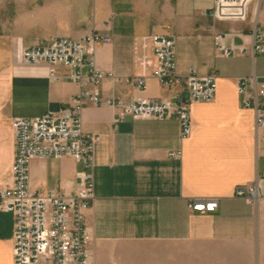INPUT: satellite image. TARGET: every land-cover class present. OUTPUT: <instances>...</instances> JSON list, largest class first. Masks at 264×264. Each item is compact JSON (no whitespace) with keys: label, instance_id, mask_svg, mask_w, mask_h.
Masks as SVG:
<instances>
[{"label":"crops","instance_id":"1","mask_svg":"<svg viewBox=\"0 0 264 264\" xmlns=\"http://www.w3.org/2000/svg\"><path fill=\"white\" fill-rule=\"evenodd\" d=\"M215 7V0H0V187L13 183V119L57 111L80 90L66 65L24 63V47L93 29L111 35L96 52L98 65L113 71L100 85L105 97L178 100L181 84L164 86L153 76L154 34L176 36L178 73L195 66L217 76L215 98L193 103L192 132L183 138L176 117L115 122L117 107L86 104L84 128L101 135L96 199L87 210L94 264H264V198L234 194L264 173V126L243 105L237 80L264 75V51L224 55L215 42L234 31L227 44L250 46L255 24L264 25V0H246L228 15ZM51 68L63 78L53 80ZM138 75L148 77L143 88L131 80ZM177 150L180 157L170 154ZM80 167L70 155L33 157L30 188L72 192ZM194 197H218L219 206L192 209ZM14 222L0 209V264H13Z\"/></svg>","mask_w":264,"mask_h":264},{"label":"built area","instance_id":"2","mask_svg":"<svg viewBox=\"0 0 264 264\" xmlns=\"http://www.w3.org/2000/svg\"><path fill=\"white\" fill-rule=\"evenodd\" d=\"M246 0H215L216 11L228 15L227 10L241 6ZM234 32V31H233ZM231 32V33H233ZM215 37L217 51L224 55H242L264 51V25L255 24L250 46L226 43L228 34ZM112 41L111 35L93 29L79 37L61 35L51 41L26 46L22 60L26 64H63L72 69L70 79L80 85V90L69 104L57 111H47L36 117L19 116L13 119L18 138V151L13 165V183L0 187V209L14 215L13 264H94L93 234L87 224V210L96 199L95 148L101 135L84 128L82 113L86 104L107 103L117 107L114 121L132 115L138 118L176 117L180 122L181 137L192 132L191 106L195 102L211 101L217 92V76L210 72L199 74L191 66L187 74L177 71L174 34H154L153 45L156 57L153 76L164 86L179 83L183 91L178 100L147 98L126 100L118 96L105 97L100 85L113 76V71L101 68L96 59L98 45ZM53 80L63 77L51 68ZM139 87L148 84V77L135 76ZM238 91L245 107L255 112V125L264 126V75L256 71L237 77ZM172 156H181L182 150L171 151ZM72 156L79 164L77 187L72 192L60 189L33 191L30 188L29 163L33 157ZM234 194L249 202L257 203L264 198V173L252 183L236 185ZM189 206L195 210H215L218 197H194Z\"/></svg>","mask_w":264,"mask_h":264},{"label":"rangeland","instance_id":"3","mask_svg":"<svg viewBox=\"0 0 264 264\" xmlns=\"http://www.w3.org/2000/svg\"><path fill=\"white\" fill-rule=\"evenodd\" d=\"M5 7H6L5 9L7 10L6 13H8V11H9V13L11 14V6H10V4L6 5ZM49 41H51V40H49Z\"/></svg>","mask_w":264,"mask_h":264}]
</instances>
